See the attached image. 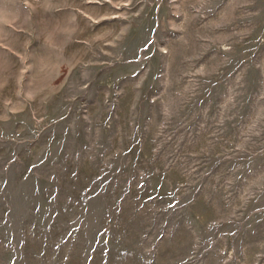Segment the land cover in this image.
Instances as JSON below:
<instances>
[{"label":"rangeland","instance_id":"1","mask_svg":"<svg viewBox=\"0 0 264 264\" xmlns=\"http://www.w3.org/2000/svg\"><path fill=\"white\" fill-rule=\"evenodd\" d=\"M0 264H264V0H0Z\"/></svg>","mask_w":264,"mask_h":264}]
</instances>
